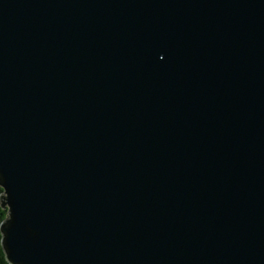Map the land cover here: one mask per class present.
<instances>
[{"label": "water", "instance_id": "95a60500", "mask_svg": "<svg viewBox=\"0 0 264 264\" xmlns=\"http://www.w3.org/2000/svg\"><path fill=\"white\" fill-rule=\"evenodd\" d=\"M10 264H264V0H0Z\"/></svg>", "mask_w": 264, "mask_h": 264}, {"label": "trees", "instance_id": "16d2710c", "mask_svg": "<svg viewBox=\"0 0 264 264\" xmlns=\"http://www.w3.org/2000/svg\"><path fill=\"white\" fill-rule=\"evenodd\" d=\"M4 191L3 187L0 185V227L2 221L8 216V208H3L1 206V193ZM0 264H10V262L6 259V255L2 246V232L0 229Z\"/></svg>", "mask_w": 264, "mask_h": 264}]
</instances>
